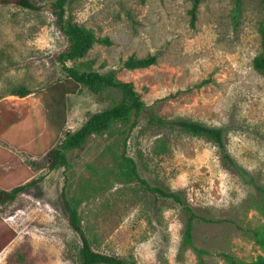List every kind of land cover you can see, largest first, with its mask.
<instances>
[{
	"label": "rangeland",
	"instance_id": "rangeland-1",
	"mask_svg": "<svg viewBox=\"0 0 264 264\" xmlns=\"http://www.w3.org/2000/svg\"><path fill=\"white\" fill-rule=\"evenodd\" d=\"M31 1L39 11L0 6V101L25 114L0 138V187L29 184L14 203L0 206V264H80L81 240L60 203L63 186L95 252L129 264H198L197 250L206 264H224L219 254L264 258L247 233L264 225L255 203L256 188H264V77L252 67L260 53L261 0H204L194 27L191 0H68L67 19L109 42L68 66L115 73L133 85L147 114L136 126L132 119L64 150L69 167L53 171L45 154L120 95L72 86L56 63L66 43L51 13L55 0ZM130 57H154L156 64L127 70ZM21 86L32 94L8 95ZM150 115L219 129L224 149L151 125ZM122 155L134 159L149 186L181 194L211 221L194 222L192 246L183 245L186 213L125 182Z\"/></svg>",
	"mask_w": 264,
	"mask_h": 264
},
{
	"label": "trees",
	"instance_id": "trees-1",
	"mask_svg": "<svg viewBox=\"0 0 264 264\" xmlns=\"http://www.w3.org/2000/svg\"><path fill=\"white\" fill-rule=\"evenodd\" d=\"M204 0H191V8L188 11L191 27L197 20V13L200 5ZM240 2V0H237ZM68 0H55L50 4L51 13L54 17V23L66 43L64 50L56 56V63L61 67V70L66 75V78L72 83L75 89L85 88L94 95H102L108 90L117 92L120 95V101L108 109L96 113L89 117L84 125L75 133L67 135L66 141L61 149L52 148L45 154L46 167L49 171L57 168L69 167V162L65 150H74L81 148L86 141L93 135H99L110 132L118 124H125L132 119L134 124L136 120L143 114H147V107L141 96L135 91L131 83L121 82L116 78V74L98 73L91 69L80 70L76 67L68 66V63L77 62L86 57L88 52L96 43L108 44L107 40H99L96 38L92 30L74 23L66 17V5ZM0 6H16L25 10L39 11L31 0H0ZM262 18L258 27L260 39V53L254 57L252 61L253 69L264 77V0H261ZM156 64L154 57L137 59L134 57L128 58L123 67L127 70H142L150 68ZM73 91V90H72ZM74 93V91H73ZM32 92L27 87L21 86L9 92L10 97L26 98ZM4 101H0V138L7 133L11 126L20 122L25 114H19L14 109L7 108ZM58 106H63V102H59ZM147 121L151 125L162 127L177 128L187 134L195 137L205 138L213 142L220 149H224L223 134L219 129L208 127L204 124L194 121H164L156 118L153 115L147 117ZM136 126V124H135ZM5 142V141H4ZM6 143V142H5ZM119 176L129 183L137 182L145 187V189L163 199H170L176 203L187 215L183 235V245H193V230L194 222H211L204 217L198 215L192 207H190L181 194L176 192H168L163 189L152 187L144 181L139 173L138 166L134 159L122 155L118 165ZM29 184L14 186L10 189L0 187V206H7L16 201L18 196L27 188ZM256 192L260 194L258 200L255 201L260 214L264 216V188L257 187ZM60 203L66 216L68 225L79 236L81 247L79 250L80 264H129L126 260L117 256L104 255L95 252L86 237L79 214L72 202L68 199L66 188L63 186L60 192ZM248 235L254 243L264 251V225L247 230ZM204 251L197 250L198 264H206L202 258ZM224 264H264V258L258 257L253 262H243L229 254H219Z\"/></svg>",
	"mask_w": 264,
	"mask_h": 264
}]
</instances>
